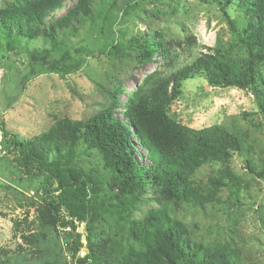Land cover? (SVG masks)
Masks as SVG:
<instances>
[{"label":"trees","instance_id":"16d2710c","mask_svg":"<svg viewBox=\"0 0 264 264\" xmlns=\"http://www.w3.org/2000/svg\"><path fill=\"white\" fill-rule=\"evenodd\" d=\"M66 1L8 4L0 10V34L9 45L21 37L43 38L52 48L31 53L30 61L46 62L59 48L60 31L74 29L76 33L77 26L94 17L95 0H77L63 17L47 23ZM232 1L247 17L238 43L202 54L169 76L150 75L130 96L124 119L115 116L120 105L116 90L110 93V104L92 118L58 120L40 136L21 139L0 121L6 157L21 178L41 180L43 226L67 236L66 264H244L241 252L230 243L205 245L193 240L187 225L174 213L182 205L203 209L208 204H222L223 189L239 197L243 183L229 166L243 151L240 139L220 125L193 129L172 118L170 108L182 96L184 82L205 76L211 87L249 92L264 108V0L227 3ZM225 16L235 30L229 15ZM156 36L157 40L153 34L132 39L139 65L152 62L157 53L168 54L160 42L161 34ZM84 61L80 57L74 65L62 62L51 70L65 79L78 72ZM32 64L24 81L34 74ZM134 140L147 150L150 165L138 162ZM81 142L87 151L101 157V169L78 165ZM209 165L221 168L211 172L204 186L197 185L193 180L196 172ZM247 166L264 179V169L256 173L251 161ZM149 193L158 196L161 207L142 219H133ZM106 215L121 221L120 234L112 236L99 225ZM82 224L83 233L79 231Z\"/></svg>","mask_w":264,"mask_h":264},{"label":"rangeland","instance_id":"374dc122","mask_svg":"<svg viewBox=\"0 0 264 264\" xmlns=\"http://www.w3.org/2000/svg\"><path fill=\"white\" fill-rule=\"evenodd\" d=\"M17 1L21 0H0V10ZM76 1L67 0L47 23L63 17ZM93 16L77 26L76 33L60 31L59 48L37 64L30 61L31 53L51 49L49 42L21 37L11 43L12 48L0 34V121L7 130L28 139L48 132L61 119L86 121L110 104V93L116 90L120 105L115 116L124 119L130 96L146 78L155 73L169 76L202 54L238 43L247 18L235 1L227 0H95ZM150 34L156 40L161 34L160 42L169 55L157 53L152 62L139 65L131 41ZM80 49L87 52L80 54ZM80 57L85 58L84 65L65 79L51 70L62 62L74 65ZM31 64L34 74L24 81ZM170 114L193 129L223 126L240 139L243 148L229 164L243 182L239 197L223 189L222 204L203 209L182 205L174 213L193 240L205 245L230 243L241 252L244 264H264V179L247 166L251 161L256 173L264 169V108L249 92L211 87L205 76H199L184 82L182 96L172 104ZM134 143L138 162L150 165L147 150ZM77 163L87 170L102 168L101 157L87 151L82 142ZM220 168L204 166L193 180L204 186L211 172ZM40 189L41 180L21 178L5 155L0 134V264L68 262L67 236L43 226ZM156 198L154 193L147 194L133 219L160 208L162 202ZM120 223L116 216L106 215L99 225L115 236L122 231ZM79 231L85 232L84 224Z\"/></svg>","mask_w":264,"mask_h":264}]
</instances>
